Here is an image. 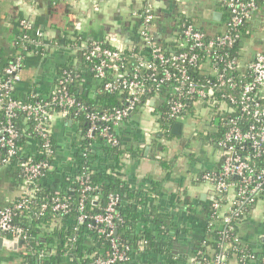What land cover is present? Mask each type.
<instances>
[{"label":"built area","instance_id":"obj_1","mask_svg":"<svg viewBox=\"0 0 264 264\" xmlns=\"http://www.w3.org/2000/svg\"><path fill=\"white\" fill-rule=\"evenodd\" d=\"M180 1L173 2L179 4ZM156 2L141 0L139 10L133 11L140 22L138 35L141 51L111 47L100 41L76 46L96 77L104 79L107 71L115 74L114 80L104 83L105 90H122L127 94L119 107L103 112L89 111L86 114L89 125L84 137L89 141L100 137L109 146H118L119 138L113 131L137 109L142 96L158 90L161 84L169 81H173L174 85L171 86L163 119L173 121L191 103L194 107L200 105L205 108L214 130L221 133V138L216 140L221 151L220 165L215 171L202 175L203 180L212 184L216 196L211 207L223 225L218 233L221 249L213 255L209 264H226L224 250L231 245L229 242L236 230L235 221L240 220L264 192V52H255L246 62L241 60V50L238 57L230 54L241 38L240 29L251 22L260 5L263 7L264 0H220V7L227 17L217 28L218 32L206 38L191 25H182L179 37L174 33V40L183 51L173 56L165 55L162 46L153 39V27L159 19L155 13ZM219 13L221 18L223 12ZM18 26L17 37L23 48L29 46L36 56L43 57L45 44L41 35L38 32L30 33V22L27 20H20ZM144 48L146 51L142 50ZM126 61L133 66L131 74L125 70ZM21 63V56L14 58L0 74V105L6 119L5 123L0 124V146L6 149L5 156L0 158V168L17 166L22 175L19 201L13 209L8 206L0 209V237L7 247L25 238L24 230L12 224L13 210L30 207V201L40 190L37 180L44 175L47 166L42 157L55 153L51 136L53 114L48 112L50 107H58L59 114L64 117L77 115L88 108L69 92L67 84L71 72L66 69L58 73L54 90L48 95L41 96L31 90L23 100L15 97L14 86L20 80ZM189 68L201 69L203 79L192 78ZM147 81L150 83L147 84ZM152 100L156 98L150 97L145 105ZM17 111L34 122L29 133L30 147L26 150L15 145L18 132L13 128L11 119ZM66 180L69 181V177ZM75 180L84 185L83 191L90 190L87 177H75ZM84 200L82 195L78 203L80 214L76 218L77 223L82 224L90 219L92 226L89 227L109 241V249L95 256L92 264H120L126 259L127 247L123 249L119 245L115 233L118 198L109 195L103 211L95 215L84 212ZM225 202L227 209L223 210ZM68 207L69 204L62 201L58 192L50 202L41 205L42 210L50 209L54 215L65 213ZM54 225L60 226V220H55ZM5 233H13L14 238L7 240ZM261 239L264 250V219ZM233 242H239L237 235ZM20 245H17V251ZM195 260L193 257L192 264ZM259 260L264 264V255Z\"/></svg>","mask_w":264,"mask_h":264},{"label":"crops","instance_id":"obj_2","mask_svg":"<svg viewBox=\"0 0 264 264\" xmlns=\"http://www.w3.org/2000/svg\"><path fill=\"white\" fill-rule=\"evenodd\" d=\"M168 1L157 0L155 5L159 19L153 27L154 37L166 46L172 42L179 44L167 26L166 20L169 18L164 17L170 11ZM140 5L141 0H0V74L8 56L5 40L11 41L14 34L19 33L16 20L24 19L30 22L31 34L38 32L41 35L45 52L43 57H39L32 48L25 51L22 59L27 66L26 77L15 84V97L23 100L31 90L41 96L48 95L54 90L59 68L68 66L75 69L80 77L77 88L82 86L83 90L79 93L93 99L96 96L94 73L90 67H86L76 46L92 41L121 48L140 45V22L133 15V11H138ZM261 10H264V5L262 8L260 5L251 20L254 25H258L254 37H251L252 42H244L246 45L243 43L241 51H247L249 44L255 46V52H264L260 46L263 39L255 36L263 25ZM52 21L62 26V29L48 27ZM219 24H207V28L216 27L217 30ZM198 26L200 23L196 24ZM254 53L241 52L242 62L251 59ZM160 106V100H152L133 111L116 129L124 150L118 158L120 173L130 190L146 192L151 182H159L158 194L152 195L149 198L151 203L146 202L140 209L147 214L153 210L167 217L161 226V229H165L161 230L152 245L147 246V242L143 241L129 261L134 264H192L194 251L220 225L208 214L216 195L212 184L203 180L202 175L218 169L221 151L213 138L206 139V144L200 142L196 147H191L187 153L182 144L171 146L170 141L166 140L168 138H164L168 134V124L163 119ZM190 114L195 118L194 122L198 121L203 135L213 131V124L209 122V113L205 108L192 106ZM185 118L177 121L181 124V130ZM170 127L169 136L172 135ZM77 129L69 116L53 114L51 136L56 169L60 174L72 167L73 155L80 147ZM91 149L101 157L105 155L99 146L93 144ZM20 194L21 187L14 182V171L7 167L0 168V209ZM222 209H227V202ZM263 219L264 197H261L235 227L239 242L249 248L252 257L238 259L230 255L226 258V264H261ZM148 225V228L155 227L150 222ZM142 227L140 225L139 229ZM17 261V250L2 245L0 264H13Z\"/></svg>","mask_w":264,"mask_h":264},{"label":"trees","instance_id":"obj_3","mask_svg":"<svg viewBox=\"0 0 264 264\" xmlns=\"http://www.w3.org/2000/svg\"><path fill=\"white\" fill-rule=\"evenodd\" d=\"M188 11L189 9L186 5L179 7V5L176 4L175 10L172 9L174 18L170 17V20H166L167 26L170 28L171 32L173 34L176 33L178 37L182 25H191L201 31L205 37L208 38L210 35L215 34L218 31L215 29L216 27L213 28L214 30L207 28V24H221L227 17L223 8H212L209 12L210 20L208 22L199 21L200 26L196 27V18L194 19ZM213 11L223 12L219 21L212 19L211 14ZM155 13H157V11H155ZM157 15L159 16L158 13ZM16 21L18 24L20 19H17ZM48 24V27L50 28L55 27L57 29H62V26L53 21ZM257 26L258 25H254L252 22L244 24L243 28L240 29V40L230 51L232 56L238 57V52L242 48L243 43L249 38L251 39V37H254V32L256 31ZM263 29L261 27V30ZM17 35L18 34H14L11 41H8L7 39L5 40L8 45L6 64L13 62L14 58L18 56L22 57L26 53L25 51L30 49L29 46L23 48ZM153 39L156 43L162 46L164 53L167 56H173L180 51H183V49L176 43L172 42L169 43V46H166L161 44L154 35ZM139 47L140 45H136L132 49L133 51L138 52L141 51V48ZM142 50L146 51L145 48ZM128 60L131 61L130 58H128ZM127 62L128 61H126L127 65L125 66V70L131 74L133 72V66L131 63L129 64ZM87 66L90 67V64L86 63V67ZM26 67L25 61L22 59L21 71L19 73L20 79L26 77ZM62 69L71 72V79L67 84L69 92L88 107L87 110L80 111L77 115L69 116L72 119L73 124L78 128L77 135L80 147L73 155V162L71 163L72 167L62 174L56 169L57 164L55 153L48 157H42V160L47 163V166L44 169V175L37 180V185L40 188L39 192H37L34 198L30 201V207L13 210L12 224L16 227L22 228L25 236L17 251L18 261L13 264H92L95 256L101 255L108 250L109 241L105 237L95 233L94 229L89 227L90 225L92 226V221L90 219H86L82 224H79L76 221L77 216L80 214L78 203L82 195L85 197L84 212L87 215L101 213L108 203L109 195H114L118 198L115 206L116 219L114 220L116 238L123 249L125 246L127 247V250H124L126 259L120 262V264H134L129 261L132 253L138 249L143 241L147 242V246L152 245L161 230L165 229V227L161 229V226L165 224L164 221L167 219L165 215L154 212L153 210L150 211V214H147L140 209L142 208V205L144 206L147 204L146 202L150 201L149 198H151L152 195L158 194L159 182H151L150 188L147 189L146 192L141 193L130 190L126 181L123 179V175L120 173L121 165L119 164L120 162L118 161V158L124 153L120 139L118 146L111 147L100 137L95 141H89L84 137L85 131L89 125L86 114L89 111L103 112L119 107L123 104L127 94L122 90L107 91L103 88L105 82L115 79V74L111 71H107L104 79L96 77L95 74L93 75L96 86V96L95 98L90 99L79 93L77 85L80 77H78L75 69L64 66L59 68L58 73H60ZM188 72L194 79H203L204 77L201 73V69L189 68ZM208 77H211V75L208 74ZM146 83L149 84L150 82L147 81ZM172 85H174L173 81L163 83L158 90H153L150 94L142 96L140 102L136 105V108L139 109L143 107L150 97H154L161 101L160 112L163 116L167 111V100L170 97ZM192 106V103L188 105L185 111L178 114L173 121H167L164 119L168 124V134L169 126L174 122L185 118L187 114H190ZM48 112L51 114L59 113V108L52 106ZM5 120L3 107L0 105V124L5 123ZM11 123L13 128L18 132L17 139H15V145L21 150L28 149L30 147L29 138L31 136L29 133L32 131L34 124L33 120L27 119L23 113L17 111V114L11 119ZM214 128L215 127L213 126V131L211 130V133L208 132L207 135H204L207 139L210 140L213 138L214 140H218L221 138V133L216 132ZM113 132L117 135L116 129ZM92 144L97 147L99 146V149L103 150L105 155L101 157L97 151L92 152ZM52 146L54 147L53 140ZM5 154V147L0 146V158L4 157ZM7 168L14 171V182L17 186L21 187L22 175L19 167H14L12 165ZM66 173H70V175L66 176ZM67 177H69V181L66 180ZM75 177H87V186L90 187V190L83 191L84 185L78 184ZM55 192H58V196L62 201H67L69 204L68 210L65 213H59V215L52 214L50 209H41V205L50 202L55 196ZM94 197H96L95 200ZM261 197H264V192ZM18 201L19 197L7 206L13 209ZM252 207H250L245 214H248ZM213 213L214 211L211 207L208 214L209 216H214L213 221L220 225H218L216 231H213L210 235L208 234L209 237L206 239L207 241L194 251L196 260L193 264H209L213 255L221 249V240L218 233L223 228V225L217 218V213L216 215ZM55 220H60V226L57 227L54 225ZM238 221H235V227ZM149 222L150 224H154L155 227L148 228L147 226H150L148 225ZM140 225H143L141 230L139 229ZM236 235L237 233L235 230L232 234L233 239ZM4 237L7 240H12L14 234L5 233ZM233 239L231 237V241L229 242L231 245L224 250L226 258L230 255H234L238 259H241L243 256L245 259H247V257H252L253 253L248 247L242 245L240 242H233ZM263 255L264 250L261 256Z\"/></svg>","mask_w":264,"mask_h":264},{"label":"rangeland","instance_id":"obj_4","mask_svg":"<svg viewBox=\"0 0 264 264\" xmlns=\"http://www.w3.org/2000/svg\"><path fill=\"white\" fill-rule=\"evenodd\" d=\"M170 1H175V0H170ZM177 2V1H176ZM178 4V3H177ZM179 7H183L186 5L189 9V13H191V16L195 19L196 18V24L200 23L199 21H209V12L211 11L212 8H217L220 9V0H181L179 2ZM261 22L263 23L262 29L264 28V10H261ZM219 27V26H218ZM261 29V26H260ZM255 36H260L262 41L261 49L264 50V29L261 31H257L255 33ZM251 41L252 39L246 40V42ZM246 45V43H244ZM246 50H242L241 52L244 54L245 52L248 54H253L255 51V46L254 45H249ZM247 55V54H245ZM194 119L191 114H187L185 118V122L183 121V128L181 130L180 135L173 136L171 135L168 137L167 141H170V145H175V144H182L184 145L183 149L184 152H188L191 147H196L200 142L205 143L207 142V137L203 135L202 128L200 127L198 121L194 122ZM207 139V140H206ZM175 149H178L176 147ZM185 153V154H186ZM198 154V153H197ZM201 156V155H200Z\"/></svg>","mask_w":264,"mask_h":264},{"label":"water","instance_id":"obj_5","mask_svg":"<svg viewBox=\"0 0 264 264\" xmlns=\"http://www.w3.org/2000/svg\"><path fill=\"white\" fill-rule=\"evenodd\" d=\"M211 17H212L213 20L219 21L220 13L217 12V11H214V12H212ZM78 90H79V92H81L83 90L82 86H79ZM180 133H181V124L176 121L170 127V134H172V135H180ZM115 233H116V230H115ZM4 244H6V243L3 241V238L0 237V248ZM20 244H21V241H19L17 244H15L13 246H8V247L11 248V249H16L17 245H20Z\"/></svg>","mask_w":264,"mask_h":264},{"label":"flooded vegetation","instance_id":"obj_6","mask_svg":"<svg viewBox=\"0 0 264 264\" xmlns=\"http://www.w3.org/2000/svg\"><path fill=\"white\" fill-rule=\"evenodd\" d=\"M167 5L170 6V11L167 14H164V17H166V18L173 17V13H172V9L171 8H173V10H175L176 3L169 0L167 2ZM165 134H167V133H165ZM168 137H170L168 134H167V136L166 135L164 136V138H168Z\"/></svg>","mask_w":264,"mask_h":264}]
</instances>
